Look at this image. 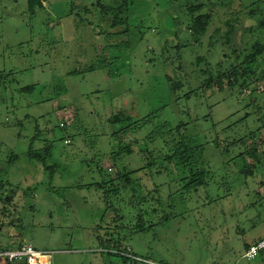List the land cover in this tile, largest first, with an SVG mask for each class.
Listing matches in <instances>:
<instances>
[{"label":"rangeland","instance_id":"rangeland-1","mask_svg":"<svg viewBox=\"0 0 264 264\" xmlns=\"http://www.w3.org/2000/svg\"><path fill=\"white\" fill-rule=\"evenodd\" d=\"M205 14L212 20L198 36L193 19ZM256 47L264 48V0H47L34 13L27 0H0V180L14 185L16 206L0 215V248L28 243L52 264H264V250L243 257L264 238V150L261 163L242 157L264 141V91L202 88ZM253 68L264 88V51ZM120 111L183 124L206 146L210 186L185 192L175 168L134 175L145 201L98 186L122 167L108 122ZM141 143L135 152L162 147ZM46 148L47 171L27 155ZM144 161L126 158L132 170ZM253 163L245 185L240 171ZM158 197L164 206L154 212ZM140 215L146 226L135 232Z\"/></svg>","mask_w":264,"mask_h":264},{"label":"trees","instance_id":"trees-1","mask_svg":"<svg viewBox=\"0 0 264 264\" xmlns=\"http://www.w3.org/2000/svg\"><path fill=\"white\" fill-rule=\"evenodd\" d=\"M46 1L47 0H27L29 11L34 13L38 10L44 9ZM202 7L203 6L200 5L197 8L202 9ZM119 8L120 7H118L117 9L119 10ZM103 10L105 9L103 8ZM211 20L212 16L209 14L197 16L193 19V32L198 36L205 35L211 23ZM262 51H264V48L256 47V53L247 56L246 60L241 62V64L231 65L227 70L223 71V73L210 77L209 79H205L202 88L209 91V89L214 87L219 91H223L226 87H240L243 90L242 94L246 89H250V95L254 94L255 92H257L255 84H257L261 80V77L253 68V65L256 63L258 55H260V52ZM204 60V58H199V61ZM2 79L3 75L0 74V87L1 82L3 81ZM31 88L32 87H29L27 89ZM159 117V113H155L150 114L142 119H134L128 113L120 111L112 115L108 119V122L113 129L109 136L117 142L113 149H111V157L114 161V167H117V164L122 165L119 172L116 173L115 178L107 180L104 179L103 183H100L98 185L100 187L108 186L107 184L112 185L111 187L107 188V193L109 195H116L122 188L131 189L134 193V196H132V198L134 200H141L142 197L136 198L135 195L136 180L134 179V175L136 173H139L140 170H152L154 168L159 169L160 172L165 169L173 168L182 171L186 175L184 178H182V180L184 181L183 189L188 193H197L200 188H208L210 186V179L212 178V168L210 165L208 167V162L206 160V146L203 144H198L193 137L188 135L183 124L174 126L171 125L168 121H162L158 122V125L156 126V121ZM260 120L264 122V116L261 115ZM146 126L155 127L146 137L137 135V133ZM60 128H67L65 121H62V123L60 124ZM262 129L264 128H261V130ZM253 133L255 134V132ZM158 140H162V147H159L160 149L156 148L151 150L147 147L146 149H141L135 152V148H138V145L140 146V144H142L141 142L146 141L148 143L156 142ZM238 141L240 140H234L233 142H230L225 149H222L221 144H219L218 142L215 147L221 148L222 154L226 155V153L228 154L229 149L232 148V146L237 145ZM66 143H70V140H66ZM49 150L50 148H46L45 152L43 150L39 153L36 150L30 149L27 155L31 158V160L42 164L44 166V170L47 171L51 169V167L47 165V157L45 155L49 153ZM260 150H264V141L259 144L254 143L253 145L248 146V149L244 154H242V157L244 156L243 159H245V156H250L251 158L259 162V160H263L261 159V156L258 157ZM136 153L137 155H141L146 163L142 168L132 170L130 167H128V164H126V158H131L136 155ZM255 168L256 164L254 163L244 164L242 170L240 171V174L242 175V179H240L242 181L241 183L247 185V183L249 182V177L253 176L254 174ZM99 171L101 173L103 172L102 169H100ZM106 171L108 172V170ZM13 189L14 185L10 181L0 180V204L4 205V208H1L0 210V215L2 214L4 215V217H6L7 213L8 215L11 214V208H16L13 203ZM159 197L158 199H153L157 203V208L153 209L154 212H158L160 206H164L163 201ZM142 199L144 201L146 200V198ZM13 217H15V215H13ZM144 217V215H140L139 217H137L135 224L136 227L134 226L135 232H141L145 229L146 220ZM121 219V215L117 214L115 217V221L117 222ZM116 229H118V227H116ZM21 245L23 244L18 243L17 245H8L7 248L4 249H15ZM250 246L251 245H248L246 247V251ZM0 264H3L2 261H0ZM14 264L27 263L15 262Z\"/></svg>","mask_w":264,"mask_h":264},{"label":"built area","instance_id":"built-area-1","mask_svg":"<svg viewBox=\"0 0 264 264\" xmlns=\"http://www.w3.org/2000/svg\"><path fill=\"white\" fill-rule=\"evenodd\" d=\"M264 91L263 87H258L257 90ZM245 93H250V90H245ZM63 126V124H62ZM264 250V238L252 244L245 252L246 260H254L258 257L261 251ZM52 254L37 250L31 244L25 243L15 249H0V261L3 264H14L15 262H26L27 264H52Z\"/></svg>","mask_w":264,"mask_h":264}]
</instances>
